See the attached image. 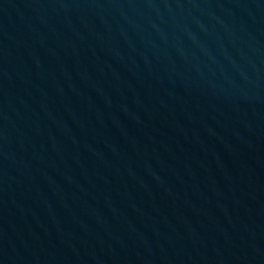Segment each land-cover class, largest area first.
Masks as SVG:
<instances>
[{
	"label": "water",
	"instance_id": "obj_1",
	"mask_svg": "<svg viewBox=\"0 0 264 264\" xmlns=\"http://www.w3.org/2000/svg\"><path fill=\"white\" fill-rule=\"evenodd\" d=\"M0 264H264V0H0Z\"/></svg>",
	"mask_w": 264,
	"mask_h": 264
}]
</instances>
